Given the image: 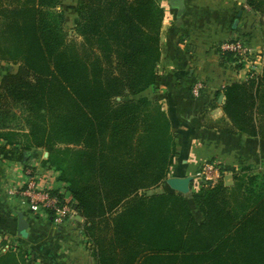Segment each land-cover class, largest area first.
<instances>
[{"label":"trees","instance_id":"1","mask_svg":"<svg viewBox=\"0 0 264 264\" xmlns=\"http://www.w3.org/2000/svg\"><path fill=\"white\" fill-rule=\"evenodd\" d=\"M246 3L264 15V0ZM67 8L79 45L66 40L61 0H0V61L13 66L0 78L4 147L20 149L23 136L24 152H48L44 164L84 218L95 264H264V163L222 165L232 186L220 179L189 197L155 192L170 176L176 135L187 140L196 128L193 118L180 129L143 95L159 81L161 4L77 0ZM217 53L222 67L243 68ZM222 93L225 131L264 140V69ZM4 99L26 113V135L5 128ZM13 252H0V264H26V253Z\"/></svg>","mask_w":264,"mask_h":264},{"label":"crops","instance_id":"2","mask_svg":"<svg viewBox=\"0 0 264 264\" xmlns=\"http://www.w3.org/2000/svg\"><path fill=\"white\" fill-rule=\"evenodd\" d=\"M184 3L181 14L167 4L164 8L158 64L161 85L150 87L143 93L157 101L168 117H172L173 113L182 121L180 129L184 131L196 118V128L187 140L181 134L176 135L177 155L169 177H193L199 167L208 161H217L235 169L249 165L261 167L264 163V140L225 131L230 130L231 124L222 110V90L232 82L246 80L252 70L259 74L264 68V16L252 12L246 0H185ZM65 5L66 10L71 12L67 7L74 6L73 3ZM236 37L247 38V44L256 57L248 58L240 69H234L231 65L222 67L218 46ZM11 67L0 61V78ZM196 81L204 83L199 97L190 93ZM4 144L0 140V236H3L7 225L17 235V213L21 212L29 223L28 237L24 238V243L38 253L43 259L42 264H93L89 250L79 243L82 242L81 238L69 248L65 241L70 236L62 237V231L52 224L49 216L32 219L21 201L20 204L28 212L26 218L23 211L15 206L19 198L7 194L10 167L12 164L23 165L29 159L31 161L32 153L4 147ZM33 162L40 164L38 159ZM41 173L44 175V185L47 180H55L54 170ZM223 174L220 173L225 183L232 185V173L224 171ZM218 178L208 185H214ZM193 188L194 185H191L190 194L183 196L189 197L196 191ZM155 191L175 192L167 186L166 181ZM79 222L83 223L84 218L81 217ZM3 239L0 238V243Z\"/></svg>","mask_w":264,"mask_h":264},{"label":"built area","instance_id":"3","mask_svg":"<svg viewBox=\"0 0 264 264\" xmlns=\"http://www.w3.org/2000/svg\"><path fill=\"white\" fill-rule=\"evenodd\" d=\"M218 51L220 54H232L237 59L236 63H243L248 58L252 59L254 56L245 37H236L223 41L219 44ZM252 71L248 75V78L257 75L254 72L255 70ZM203 89L204 83L196 81L192 84L190 93L194 97H199ZM19 166V169L10 173L11 177L8 183L7 194L21 199L22 205L27 210H30L34 216H38V218L49 216L55 227L62 225L74 227L77 223H73V219L79 216V212L69 193L66 191L65 185L57 187L58 181L56 177L55 180H47L44 185L42 183L44 175L41 172V175L37 174L36 176L31 168H25V164ZM221 166L220 162L217 161H208L202 164L193 175V179L196 178L192 182L194 185L193 189L202 188L203 183H207V185L209 182L212 183L213 179L219 177ZM79 234L81 236L82 230L79 231ZM82 244L84 247L88 246L86 240ZM11 245L14 249L16 246L19 247L16 241L11 243ZM73 245L69 244L67 247L72 248Z\"/></svg>","mask_w":264,"mask_h":264},{"label":"rangeland","instance_id":"4","mask_svg":"<svg viewBox=\"0 0 264 264\" xmlns=\"http://www.w3.org/2000/svg\"><path fill=\"white\" fill-rule=\"evenodd\" d=\"M157 1L159 2V4H161V6L163 8H166V4H167L166 0H157ZM62 2H64L63 3L64 7H66L65 3H67V4L73 3L74 6L77 4V0H61V3ZM184 2H185V0H184ZM167 6L173 10L176 9V8L169 6L168 4H167ZM249 9L252 10L250 7H249ZM256 14H258V13H256ZM258 15L262 16L260 14H258ZM66 17H67V21H66V25H65L66 32H67L66 33L67 34L66 40L68 42H73V43L79 45L80 43H82V39L74 33V23L73 22H74V19L76 17L74 10L71 9V12L66 10ZM246 40H248V39L246 38ZM160 49H161V44H160ZM254 57H256V56L254 55ZM236 60L237 59H235V61ZM244 63L245 62L238 63L237 65H243L244 66ZM157 74H158V78H159L158 85L160 86L161 85V75H160V70L158 67H157ZM4 101H8V103H5L7 108H4V109H9V111L11 113L10 120L5 122L6 123L5 128H7V131L17 132V133H19V135H26L29 132V126H28V122H27L26 113L23 112V110H22V108H20L19 104L18 105L11 104V99H4ZM27 141L28 140L26 139V137L22 136L20 139V142H19L20 144L18 147H20V149L22 150L24 144L25 143L27 144ZM10 148H13V147H10ZM28 153H30V154L32 153V155H31L32 158L30 161V159L28 157L29 160L27 159L28 161L25 163V168H31L33 170L34 174H36V176H37V174L41 175V173H40L41 171H43L44 174H46V172L50 169L49 164H44V161L48 157V152L43 148H37V147L32 146L31 151H29ZM33 158L38 159L40 164H35L33 162L34 161ZM19 167L20 166L18 164H12L11 168H10L11 173H13V171L19 169ZM50 170L53 172L52 169H50ZM236 171H239V168ZM54 172L56 173V178L58 179L59 172H56V171H54ZM223 176H224V174H223ZM194 179H196V178H194ZM220 179L223 180L222 175H220V177L218 178V180H220ZM57 181H59V180H57ZM223 182L226 186H228L224 180H223ZM203 184H204L203 185L204 188H207L209 186V185H207V183H203ZM60 185H63V183L57 182V187ZM232 185H233V181H232ZM232 185H230V186H232ZM20 203H21L20 199L18 201L16 200L15 206L18 207L21 211H23L25 217L28 218V214H27L28 212L21 205L22 203L21 204ZM28 211L30 212V216L33 217L32 219H36V220L39 219L38 216H34V214L30 210H28ZM80 218H81V216L79 215L77 218L73 219V223H77L74 225V227L62 225V226L57 227V228L60 231H62V234H61L62 237L65 235L70 236L69 237L70 239L65 241L67 246L69 244L75 245L76 242L80 241L79 238L82 239L81 243H83V241L86 240L87 245H88L86 248L89 250V254H90L91 260L93 261V264H95V260L93 258V250H94V246H92L93 241L90 239V237L87 236L88 234L84 230L85 222L78 223ZM7 226L8 227L5 228V231L3 232V236H0L1 239L4 238L3 241L5 242V244L1 245V247H0V252L2 253V255H3V253L6 254L8 251H10V252L14 251L13 253L24 252V253H26V264H42L43 259L42 258L40 259V256L38 255V253L34 249L30 248L29 246L27 247L26 244L24 243V238L18 237L15 233V230L13 228L10 229V225H7ZM80 230H82L81 236L79 234ZM15 241L18 242V244H20L22 247L16 246L14 249V247L11 245V243H13ZM32 261H33V263H32Z\"/></svg>","mask_w":264,"mask_h":264},{"label":"water","instance_id":"5","mask_svg":"<svg viewBox=\"0 0 264 264\" xmlns=\"http://www.w3.org/2000/svg\"><path fill=\"white\" fill-rule=\"evenodd\" d=\"M166 1L169 6L176 8L178 11L184 10V0H166ZM193 180L194 179L192 176L169 177L168 179H166V184L171 190L177 193H180L182 195H189L191 191L190 186ZM17 217H18L17 236L27 238L28 237L27 229L29 223L24 218L21 212L17 213Z\"/></svg>","mask_w":264,"mask_h":264}]
</instances>
